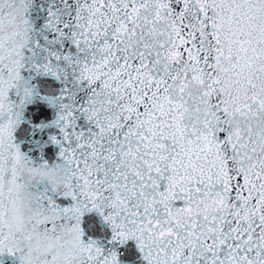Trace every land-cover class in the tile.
<instances>
[{
  "label": "snow or ice",
  "instance_id": "6c2138e0",
  "mask_svg": "<svg viewBox=\"0 0 264 264\" xmlns=\"http://www.w3.org/2000/svg\"><path fill=\"white\" fill-rule=\"evenodd\" d=\"M0 264H264V0H0Z\"/></svg>",
  "mask_w": 264,
  "mask_h": 264
}]
</instances>
